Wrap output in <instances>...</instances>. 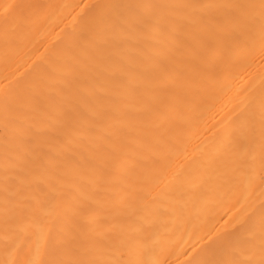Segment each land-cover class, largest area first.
Wrapping results in <instances>:
<instances>
[{"label":"bare ground","instance_id":"bare-ground-1","mask_svg":"<svg viewBox=\"0 0 264 264\" xmlns=\"http://www.w3.org/2000/svg\"><path fill=\"white\" fill-rule=\"evenodd\" d=\"M0 264H264V0H0Z\"/></svg>","mask_w":264,"mask_h":264}]
</instances>
